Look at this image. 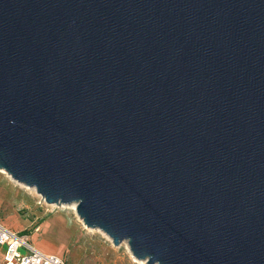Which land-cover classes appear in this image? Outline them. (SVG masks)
I'll list each match as a JSON object with an SVG mask.
<instances>
[{"label": "water", "instance_id": "1", "mask_svg": "<svg viewBox=\"0 0 264 264\" xmlns=\"http://www.w3.org/2000/svg\"><path fill=\"white\" fill-rule=\"evenodd\" d=\"M0 170L145 264H264V0H0Z\"/></svg>", "mask_w": 264, "mask_h": 264}, {"label": "crops", "instance_id": "2", "mask_svg": "<svg viewBox=\"0 0 264 264\" xmlns=\"http://www.w3.org/2000/svg\"><path fill=\"white\" fill-rule=\"evenodd\" d=\"M43 204L37 197L28 203L22 187L0 170V222L25 234L37 249L65 264H135L126 243L116 246L102 231L86 227L76 212ZM28 205L30 211H21ZM4 252L0 246V262Z\"/></svg>", "mask_w": 264, "mask_h": 264}, {"label": "built area", "instance_id": "3", "mask_svg": "<svg viewBox=\"0 0 264 264\" xmlns=\"http://www.w3.org/2000/svg\"><path fill=\"white\" fill-rule=\"evenodd\" d=\"M42 201L45 203L43 199ZM0 246L5 249L0 264H65L60 256L40 251L25 234L9 229L2 222H0Z\"/></svg>", "mask_w": 264, "mask_h": 264}, {"label": "rangeland", "instance_id": "4", "mask_svg": "<svg viewBox=\"0 0 264 264\" xmlns=\"http://www.w3.org/2000/svg\"><path fill=\"white\" fill-rule=\"evenodd\" d=\"M17 183V182H16ZM19 187H22L25 195H26V200L27 202L29 203L30 201H33L34 197H37L39 200L42 199L38 194L37 192L35 191V189L33 188H29V187H26L22 184H19ZM30 200V201H29ZM43 206L45 208H48V209H64L66 211H71L73 213L76 212V208H74V205H64V206H56V205H48V204H43ZM31 208L28 206H25V208H21V211H30ZM135 259V258H134ZM135 264H144V262H141V261H138L135 259Z\"/></svg>", "mask_w": 264, "mask_h": 264}, {"label": "bare ground", "instance_id": "5", "mask_svg": "<svg viewBox=\"0 0 264 264\" xmlns=\"http://www.w3.org/2000/svg\"><path fill=\"white\" fill-rule=\"evenodd\" d=\"M2 172L6 173L5 171L2 170ZM7 174V173H6ZM8 175V174H7ZM9 176V175H8ZM10 177V176H9ZM74 205V208H76V205L75 204H72ZM127 244V243H126Z\"/></svg>", "mask_w": 264, "mask_h": 264}]
</instances>
